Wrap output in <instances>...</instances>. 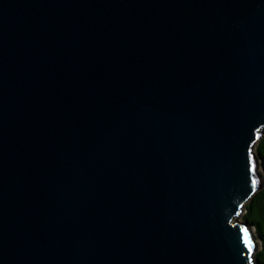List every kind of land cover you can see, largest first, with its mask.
Wrapping results in <instances>:
<instances>
[{"label":"water","instance_id":"1","mask_svg":"<svg viewBox=\"0 0 264 264\" xmlns=\"http://www.w3.org/2000/svg\"><path fill=\"white\" fill-rule=\"evenodd\" d=\"M263 133L264 0H0V264H256Z\"/></svg>","mask_w":264,"mask_h":264},{"label":"trees","instance_id":"2","mask_svg":"<svg viewBox=\"0 0 264 264\" xmlns=\"http://www.w3.org/2000/svg\"><path fill=\"white\" fill-rule=\"evenodd\" d=\"M260 169L264 173V133L254 145ZM240 220L251 226L258 239V246L252 254V260L256 264H264V185L255 192L244 204Z\"/></svg>","mask_w":264,"mask_h":264},{"label":"snow or ice","instance_id":"3","mask_svg":"<svg viewBox=\"0 0 264 264\" xmlns=\"http://www.w3.org/2000/svg\"><path fill=\"white\" fill-rule=\"evenodd\" d=\"M245 243H246V246L248 247L249 254H251L253 251V245H252V242L249 240V237L246 231H245Z\"/></svg>","mask_w":264,"mask_h":264},{"label":"rangeland","instance_id":"4","mask_svg":"<svg viewBox=\"0 0 264 264\" xmlns=\"http://www.w3.org/2000/svg\"><path fill=\"white\" fill-rule=\"evenodd\" d=\"M240 216H241V214H240ZM240 216L238 217V220H240Z\"/></svg>","mask_w":264,"mask_h":264}]
</instances>
